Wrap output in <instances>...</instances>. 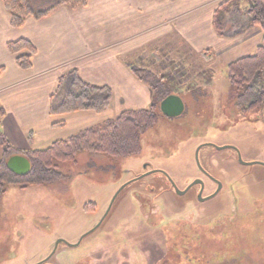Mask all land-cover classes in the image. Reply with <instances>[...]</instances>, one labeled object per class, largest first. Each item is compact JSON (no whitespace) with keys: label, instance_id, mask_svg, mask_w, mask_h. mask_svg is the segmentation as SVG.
I'll use <instances>...</instances> for the list:
<instances>
[{"label":"rangeland","instance_id":"rangeland-1","mask_svg":"<svg viewBox=\"0 0 264 264\" xmlns=\"http://www.w3.org/2000/svg\"><path fill=\"white\" fill-rule=\"evenodd\" d=\"M239 4L245 14L249 3ZM260 44L254 38L228 55L163 69L166 83L152 85L157 123L141 136L139 154L79 153L55 163L63 181L8 186L0 264H264V107L238 109L227 76L228 64ZM158 93L179 96L183 113L164 115ZM197 153L217 187L202 176ZM195 180L205 183L203 201L196 189L177 196L171 187L182 192Z\"/></svg>","mask_w":264,"mask_h":264},{"label":"crops","instance_id":"crops-1","mask_svg":"<svg viewBox=\"0 0 264 264\" xmlns=\"http://www.w3.org/2000/svg\"><path fill=\"white\" fill-rule=\"evenodd\" d=\"M223 1L89 0L83 8L62 6L42 19L30 17L14 29L0 0V105L5 111L0 129L9 144L20 152L42 150L110 120L113 112L147 109L153 103L152 85L166 83L160 77L163 69L181 60H210L213 52L228 55L262 37L257 28L217 37L212 19ZM18 40L35 49L26 71L17 67L16 56L6 48ZM181 41L186 44L183 50ZM130 66H141L148 78L137 80ZM71 70L111 91L104 112L50 115V97Z\"/></svg>","mask_w":264,"mask_h":264},{"label":"trees","instance_id":"trees-1","mask_svg":"<svg viewBox=\"0 0 264 264\" xmlns=\"http://www.w3.org/2000/svg\"><path fill=\"white\" fill-rule=\"evenodd\" d=\"M33 1L2 0L12 28H21L30 17L42 19L62 6L70 9L83 8L89 0H52L53 6L49 9L42 6L45 0H38L39 7L33 5ZM241 1L243 0H225L220 3L213 15L212 28L219 38L239 36L254 28L261 31V44L256 47L255 54L227 65L229 83L238 91L235 106L242 111H256L264 107V0H245L249 3L245 14L239 6ZM6 48L16 56L15 61L20 70L26 71L32 67L31 57L35 49L28 41L9 42ZM24 52L27 54L23 55ZM130 67L137 80L144 81L148 78L146 70ZM161 93H158L157 105L169 95ZM110 100L111 91L107 87L89 84L75 70H71L59 79L57 90L50 97L49 113L56 116L91 110L100 114L109 107ZM4 116L5 111L0 105V121ZM156 123L157 115L152 103L147 109L125 110L113 119L64 140L55 141L45 149L27 152L14 149L0 129V199L8 186L26 189L65 180L67 177L58 170L55 163L74 161L79 153L113 158L137 155L141 150V136ZM15 155L25 157L30 164V170L24 176L15 175L7 168L8 159ZM138 182L134 181L126 188Z\"/></svg>","mask_w":264,"mask_h":264},{"label":"water","instance_id":"water-1","mask_svg":"<svg viewBox=\"0 0 264 264\" xmlns=\"http://www.w3.org/2000/svg\"><path fill=\"white\" fill-rule=\"evenodd\" d=\"M159 108H160V111L164 115H166L167 117H177L183 113L184 104H183V101L181 100V98L179 96L169 95L160 102ZM196 162H197L198 166L200 167V164L198 162V153L196 154ZM6 165H7V168L10 172H12L13 174L18 175V176H24L30 170V164H29L28 160L25 157L20 156V155H15V156L9 158ZM171 185L174 189L175 194L178 196L184 195L192 186H195V185H200L203 188L202 182L200 180L194 181L186 190H184L182 192L178 191L172 183H171ZM125 187H123V188H125ZM201 192H202V189H201ZM201 192L199 193V196H198L199 201H203V199L201 197ZM114 199L112 200V203L109 207V210H110V208L114 202Z\"/></svg>","mask_w":264,"mask_h":264},{"label":"flooded vegetation","instance_id":"flooded-vegetation-1","mask_svg":"<svg viewBox=\"0 0 264 264\" xmlns=\"http://www.w3.org/2000/svg\"><path fill=\"white\" fill-rule=\"evenodd\" d=\"M201 167V166H200ZM202 169H200L201 173H202V176L204 177V179L209 182V183H213L215 184V186L217 187L218 186V181L215 180L214 178H212L210 176V174L207 172V170H205V168L201 167ZM135 181H140V180H135ZM196 181V180H195ZM202 182V185H203V188L200 186V185H195V186H192L185 194H187L190 190L192 189H196L197 191V196L196 198L198 199V196H199V193L201 192V189H202V192H201V197L203 198L204 196V193H205V190H206V186H205V183L200 180ZM134 182V181H133ZM132 182H130L129 184H131ZM172 187V186H171ZM173 188V187H172ZM174 190V189H173ZM186 190V189H185ZM184 194V195H185ZM214 193H211L209 196H206L204 198H208V197H211L213 196ZM178 196V195H177ZM183 196V195H182Z\"/></svg>","mask_w":264,"mask_h":264}]
</instances>
